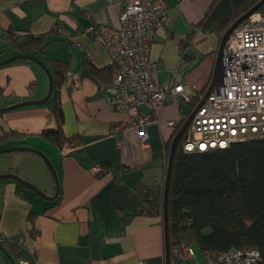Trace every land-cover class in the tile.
<instances>
[{"label":"crops","instance_id":"1","mask_svg":"<svg viewBox=\"0 0 264 264\" xmlns=\"http://www.w3.org/2000/svg\"><path fill=\"white\" fill-rule=\"evenodd\" d=\"M165 3L167 20L149 53L157 64L154 86L160 89L171 81L179 67L181 45L192 39L180 70L184 81L203 95L212 77L219 40L196 24L212 0ZM120 11L121 7L110 6L106 0H0L1 31L11 27L18 34L45 35L47 45L41 58L45 66L52 61L68 62L59 93L62 130L66 137L78 135L81 139L80 145L65 143L58 148L41 136L43 130L56 125L51 97L44 104L0 114V129L13 132L0 149L17 146L39 153L18 151V155L0 158V174H15L50 197L55 185L43 155L59 182L56 199L48 200L14 180L0 179V235L22 233L24 247L35 252L33 263L20 264H164L162 224L159 218L139 214L145 209L141 190L162 179L164 144L171 143L193 108L164 105L157 119L146 125L147 145L142 146L136 129L127 126L129 115L105 102L100 77L91 73L90 65L103 71L102 75L112 69L111 60L101 39L83 29L92 24L115 27ZM54 27L63 33H51ZM0 46L4 47L0 61L17 55L1 38ZM192 57L198 60L195 65L189 62ZM0 88L2 109L43 99L49 83L37 64L17 60L0 68ZM169 122L175 127H169ZM94 162L107 163L108 171L98 177L91 175ZM31 229L33 237L28 235ZM2 256L0 253L4 264Z\"/></svg>","mask_w":264,"mask_h":264},{"label":"built area","instance_id":"2","mask_svg":"<svg viewBox=\"0 0 264 264\" xmlns=\"http://www.w3.org/2000/svg\"><path fill=\"white\" fill-rule=\"evenodd\" d=\"M106 2L121 7L118 25L92 24L83 31L101 39L111 60L112 74L102 88V98L115 111L129 115L127 126L136 129L141 145L146 146V125L157 119L164 105L184 107L197 96L180 70L194 41L190 39L181 47L179 67L171 81L158 89L152 80L157 64L149 53L157 31L167 20L165 0ZM56 32L63 33L61 29ZM189 60L192 65L198 62L193 57ZM222 64L224 84L213 90L194 114L182 136L184 153H205L246 139H264V14H252L230 33L222 50ZM168 126L174 128L175 124L169 122ZM102 168L100 162H94L89 173L96 176ZM169 253L170 264H264L254 249L200 253L202 263L188 245L175 244ZM31 254L35 258V252Z\"/></svg>","mask_w":264,"mask_h":264},{"label":"trees","instance_id":"3","mask_svg":"<svg viewBox=\"0 0 264 264\" xmlns=\"http://www.w3.org/2000/svg\"><path fill=\"white\" fill-rule=\"evenodd\" d=\"M258 1L212 0L209 10L196 27L205 33H214L220 41L223 33ZM257 12L264 14V5ZM56 31L55 28L50 32ZM0 38L4 46H13L17 55L35 54L40 60L47 45L45 35L18 34L11 27L4 31L0 30ZM2 48L4 47L0 46V49ZM47 68L52 77L51 98L54 100L52 114L56 125L54 128L43 130L41 136L58 148L65 143L80 145L81 139L78 135L66 137L62 130L63 114L59 93L69 64L52 61L48 63ZM90 68L94 76L100 77L103 88L110 80L112 69L99 75L103 71L94 69L91 65ZM30 85L33 86L32 83ZM199 95L197 92V96L188 104L191 108L199 101ZM182 124L183 122L180 127ZM12 135L13 132L0 129V145ZM183 138L175 150L167 197L170 247L184 244L196 248L199 253L254 249L259 252L264 262V139L251 138L234 143L225 149L187 154L182 151ZM169 146V142L164 144L165 160ZM80 153L79 151L77 154ZM100 163L103 167L102 172L95 177L109 169L107 163ZM165 166L166 162L164 170ZM163 182L162 177L160 181L141 190L145 209L139 212L148 217L159 218L161 223ZM30 223L32 224V221ZM34 234L33 229L29 230L30 237ZM24 239L22 233L13 237L0 235V245L15 264H20L21 261L33 263L35 260L24 247Z\"/></svg>","mask_w":264,"mask_h":264},{"label":"water","instance_id":"4","mask_svg":"<svg viewBox=\"0 0 264 264\" xmlns=\"http://www.w3.org/2000/svg\"><path fill=\"white\" fill-rule=\"evenodd\" d=\"M264 5V0H259L254 6H252L250 9H248L244 14H242L222 35L218 49H217V54H216V60L213 68V73L212 77L210 80V83L208 85L207 90L202 96L201 101L192 109V111L189 113L188 117L185 119L181 127L178 129L176 132L175 136L171 140L170 146H169V151H168V156L166 160V166H165V175H164V182H163V213H162V230H163V245H164V264H170V244H169V234H168V219H167V197H168V189H169V182H170V176H171V169H172V164H173V158L175 154L176 147L181 140L183 134L187 130L188 126L190 125V122L196 113L197 109L199 106L202 104V102L208 97V95L213 91H218L219 88H221L224 84V71H223V64H222V50L224 47V44L230 35V33L238 27L245 19H247L249 16L252 14L256 13L258 9ZM17 60H26V61H32L33 63L37 64L41 69L45 72L47 78H48V83H49V88L46 96L37 101H24L21 103H17L14 105H11L9 107H5L0 109V114H3L4 112H8L11 110H15L18 108L26 107V106H35V105H41L44 104L49 100L52 94V77L51 74L48 70V68L45 66V64L39 60L38 58L31 56V55H24V54H19V55H14L12 57H9L3 61H0V68L3 66H6L10 63H13L14 61ZM13 151H29L35 153L36 151L33 149H28V148H23V147H18V148H6V149H0V155L3 153H8V152H13ZM38 153V152H36ZM39 154V153H38ZM42 158L44 162L47 164L49 167L51 173L54 176V183H55V192L52 196L46 197L39 189L34 186L33 184L19 178L15 174L12 173H4L0 174V179H11L16 181L18 184L21 186L30 189L32 192L37 194L39 197L48 199V200H54L56 199L58 193H59V186L56 180L55 172L54 169L52 168L50 162L48 159L42 155ZM0 252L2 255H4L11 264H15L13 259L9 256V254L2 248L0 245Z\"/></svg>","mask_w":264,"mask_h":264},{"label":"rangeland","instance_id":"5","mask_svg":"<svg viewBox=\"0 0 264 264\" xmlns=\"http://www.w3.org/2000/svg\"><path fill=\"white\" fill-rule=\"evenodd\" d=\"M6 148H18L17 146H9V147H6ZM6 148H2V149H6ZM23 148H25V147H23ZM29 149V148H28ZM21 152H18V151H13V152H8V153H3V154H1L0 155V158L1 159H3V158H6V157H12V155H18V154H20ZM42 160H43V158H42ZM49 161V160H48ZM51 164V163H50ZM45 165H46V168H47V170L49 171V173H50V175H51V179H52V181L54 182V176H53V174L51 173V171H50V169H49V167L47 166V164L45 163ZM52 166V165H51ZM53 168V167H52ZM55 172V171H54ZM165 174V173H164ZM55 176H56V174H55ZM56 180H57V183H58V186H59V182H58V179H57V176H56ZM54 185H55V183H54ZM54 192H55V189H54ZM194 250H195V252H196V257H197V259L199 260V262L200 263H202V261H203V258H202V255L199 253V251L196 249V248H194ZM2 261H3V263L4 264H11L10 263V261L3 255L2 257Z\"/></svg>","mask_w":264,"mask_h":264}]
</instances>
